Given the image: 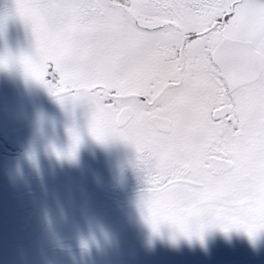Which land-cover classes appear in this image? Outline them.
I'll use <instances>...</instances> for the list:
<instances>
[{"label": "snow or ice", "instance_id": "snow-or-ice-1", "mask_svg": "<svg viewBox=\"0 0 264 264\" xmlns=\"http://www.w3.org/2000/svg\"><path fill=\"white\" fill-rule=\"evenodd\" d=\"M36 56H0L87 133L151 161L141 214L153 234L264 236V0H16ZM59 158L75 159L67 129Z\"/></svg>", "mask_w": 264, "mask_h": 264}, {"label": "flooded vegetation", "instance_id": "flooded-vegetation-1", "mask_svg": "<svg viewBox=\"0 0 264 264\" xmlns=\"http://www.w3.org/2000/svg\"><path fill=\"white\" fill-rule=\"evenodd\" d=\"M0 0V56H36L31 27ZM89 107L62 106L16 63L0 67V264H264V236L205 242L153 234L141 214L151 161L87 133ZM82 141L75 159L56 156Z\"/></svg>", "mask_w": 264, "mask_h": 264}]
</instances>
